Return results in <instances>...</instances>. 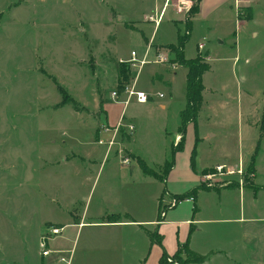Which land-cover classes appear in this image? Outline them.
Segmentation results:
<instances>
[{"label": "rangeland", "instance_id": "rangeland-1", "mask_svg": "<svg viewBox=\"0 0 264 264\" xmlns=\"http://www.w3.org/2000/svg\"><path fill=\"white\" fill-rule=\"evenodd\" d=\"M163 4L164 0H0V264H57L55 255L40 254L39 240L46 227L65 222L71 212L81 214L88 205L89 214L105 210L96 195L99 188L86 181L80 162L54 167L49 160L58 151L79 150L85 155L84 147L76 144L88 139L97 148L95 161L100 162L105 148L96 143L100 127L115 125L123 110H127V120V114L136 120L130 146L152 168L172 159V148L181 141L173 155L177 176L192 167L191 157L194 165L234 161L239 152L252 147L239 166L224 165L223 175L214 167L208 176L203 175L204 186L261 188L255 194L250 189L244 197L236 189L224 190V223H211L206 229L215 241H225L226 264H264V136L262 141L260 137L264 125V0L239 8L237 15L230 0L217 17L192 22L183 53L186 58L204 56L206 90L202 91L197 127L187 123L180 132L182 139L178 140L177 133L175 142L178 114L185 105L187 69L178 68L170 96L162 83H147L148 68L169 71L167 63H153L154 55L167 53L171 63L173 54L167 43L176 42L177 26L181 34L188 30L184 22L173 19L180 16L176 4L165 8L157 27L146 20L150 15L156 17ZM200 42L202 48H198ZM132 50L138 58L147 50V58L153 60L138 72L128 61ZM121 64L130 71L122 90L139 78L141 88L163 96L146 105L136 106L131 100L123 109L116 102L123 97L112 99L114 91H122L117 87ZM165 100L169 105L158 107L156 103ZM131 135L117 139L109 162L120 161L117 148H122L121 155L130 162L135 161L125 147ZM198 137L205 140L197 142ZM257 158L260 175L254 172ZM251 161L253 171L248 170ZM133 165L131 178L136 179L142 172L136 162ZM124 170L130 171L128 167ZM174 185L182 191L187 186ZM124 202L132 207L134 219L151 215L144 205L147 201L140 200L137 208L132 201ZM182 205L177 209H183ZM67 231L72 239L64 245L71 257L61 264H143L131 252L129 241L134 234L130 231L74 227ZM60 240L56 247L64 248ZM141 240H135L137 248ZM152 253L154 248L144 264L150 263ZM170 259L178 264L177 259Z\"/></svg>", "mask_w": 264, "mask_h": 264}, {"label": "crops", "instance_id": "crops-1", "mask_svg": "<svg viewBox=\"0 0 264 264\" xmlns=\"http://www.w3.org/2000/svg\"><path fill=\"white\" fill-rule=\"evenodd\" d=\"M229 1L230 0H199L198 11L195 14L188 15V17L184 19L183 13H178L180 16L174 17L173 19L174 21L177 20L178 22H184L186 29H188L185 30L184 34H189L187 21L188 23L190 22L191 27L194 20L208 21L207 19L213 15L217 17L220 14V9ZM254 1L256 0H233L236 15L239 8L250 6L252 5L250 2ZM193 2L194 0H189L187 5L189 4L190 7ZM177 30L180 32V27L177 26ZM150 39L151 37L149 38V41ZM175 43L176 42L167 44ZM156 44L162 45V43ZM201 44L203 45V43ZM236 57L234 58V62ZM207 59L209 58L207 57ZM167 66L169 67L168 72L158 71L157 69L154 71L153 69L148 68L147 83L148 85L154 84L153 81H158V84L162 83L167 89V94L170 96L172 94V82L177 76L178 68L182 66L178 64L174 68L170 67L168 64ZM186 72L187 70L184 75L185 82ZM139 82L140 80L138 78L136 81L137 88L139 90H143L147 94L148 99L145 103L133 102L134 105L137 106L138 104L146 105L148 103H154L153 100L156 96H163L162 93L157 91L153 92L147 88H144V90L139 86ZM205 90L206 89L204 88L203 92H205ZM156 104L158 107L164 109L169 105V101L165 100V102H158ZM126 111L127 110H125V114ZM127 117L132 123H135L136 120L134 119V115L127 114ZM176 125L177 131H175L173 142L177 141V133L179 137H177L178 140L182 139L180 134L181 129L179 114ZM194 127H197V121ZM260 134L262 141L264 136V125L263 127H260ZM131 138L132 135L128 138L125 147L130 151L131 157L135 159L133 162H136V164L141 168L142 173H137L135 175L137 177L136 179L131 178L132 172L136 169L133 162H130L129 165H123L120 161L109 162L107 158L111 152L107 154L105 148L101 153L102 160L100 162H96L95 153L97 148L93 145V142L88 141V139L87 141H84L83 144H76L77 147H84L83 151L85 155H82L79 150H70L68 154H61L58 151L57 155L54 156L53 159L49 160V163L54 165V167L69 166L75 164V162H80L82 165L79 166L86 173V181L91 182L92 188L94 186L95 188H99L96 195L99 196L102 203H105V210H102L99 214H89L90 207L88 205L84 207L81 214L71 212V216H69L65 222H54L53 225L65 227L62 237L60 238L64 241H62L63 245L66 243L65 241L69 242L72 239L70 233L67 231L68 228L71 227H74L77 230L87 228L92 231L93 229H98L107 231L108 233L113 230H126L134 234V236L132 235L133 240L129 241V244L132 246L130 247L132 251H130L136 257L138 262L140 261L143 264L147 259L151 248H154V253H152V260L147 264H161L159 259L163 253L168 255L170 258L177 251L178 246L183 243H187L188 248L192 252L204 257L203 262L189 264H210L211 262L215 263L217 261H219L220 264H226L225 241H215L209 230L206 229V227L211 223H224L223 205L221 203L222 192L227 189H236L239 196L244 197L246 196L247 191H251L250 189H252L255 194V192L261 188L257 185L243 187L237 184L224 187H221V184L217 186H204L202 184V177L204 174L207 175V173L212 171L216 166L225 165L227 167V165L232 163H237L236 166H239L240 162H243L242 156H244L245 153H248L252 147L248 148L245 152H239L237 159L234 161L217 160L210 163L196 162L197 164L194 165V160L191 157L192 167L188 169V172L184 171V173H181V176H177V174H173L177 170V165L172 163L168 171L163 169L165 163L169 161L170 158H167L163 161V163L158 164L156 166L157 169L152 168L153 165L142 159L140 155L134 151L132 146H130V144L132 145ZM204 140L205 139L203 137H198L197 142H203ZM180 142L181 141H177V144ZM76 145L74 146L76 147ZM77 157H82V159L77 161ZM124 167H128L130 171H125ZM260 167L261 161L257 158L254 170L255 174H262L260 173ZM144 168H146L147 171H145ZM178 182L187 184L183 191L180 190L178 186L174 185ZM181 197H192L193 200H184L181 203L185 204V206L182 205L183 209H177V207L181 206V204L172 208L169 207V202L172 198ZM140 200L147 201V204L144 205L145 208L148 207V213L151 214L149 218H132L130 215L131 212L133 213L132 207L124 202L132 201L134 202V207L137 208L140 206ZM241 210H243V207ZM146 226H150L151 228L145 229ZM141 235L142 238H140ZM137 239H142V242L140 241L141 244L139 245V248H137V244L135 242ZM72 241H74V239ZM63 247L69 249L68 245H64Z\"/></svg>", "mask_w": 264, "mask_h": 264}, {"label": "built area", "instance_id": "built-area-1", "mask_svg": "<svg viewBox=\"0 0 264 264\" xmlns=\"http://www.w3.org/2000/svg\"><path fill=\"white\" fill-rule=\"evenodd\" d=\"M189 0H165L162 9H160L159 14L156 17H153L150 15L149 17H146L147 21H151L154 23V26L157 27L159 22L162 19V16L165 12V8L172 4H176L177 7V12L178 13H183V17L187 18L189 10L191 6L189 7ZM193 4V3H192ZM203 45L200 43L198 44V48H202ZM148 51L146 50L145 53L143 54L142 58H138L137 52L132 50L130 52V60L129 62H132V66L138 68L142 67L145 64L151 63V61L147 58ZM155 59L153 60V63H167L170 67L174 68L177 66L176 63L174 62H169L170 59L167 56V53L164 52H158L154 55ZM123 61V60H120ZM138 76V74H137ZM136 81V79H135ZM119 97H123V99H119ZM112 99L116 100V102H119L124 105L123 109L127 107L129 102L131 100H134L137 103H145L148 99V96L145 92L137 90L136 89V82H133L130 86H126L124 90H122L120 93H117L114 91L112 93ZM134 124L127 120L125 117V110L122 111L119 119L116 121L115 125L112 127L109 126L108 124H103L100 127L99 130V136L96 140V143L98 145L105 146L107 153L111 151V149L119 143L117 139H121L122 137L131 135L134 131ZM119 145V144H118ZM118 154H119V160L123 165H129L130 160L127 157H124L121 155L122 153V148H117L116 149ZM215 170L218 174L223 175V166H216ZM240 171V170H239ZM238 171V172H239ZM210 175V174H209ZM208 176V175H207ZM211 176V175H210ZM184 200H190L192 201V197L188 198H172L169 202V207H175L179 204H181ZM64 226H57V225H48L46 227L47 231L40 237L39 240V247H40V254L41 257H50L52 255H55L57 264L61 263H67L70 261V254H69V249L67 248H61V247H56V240L60 239L62 237V234L64 232ZM69 254V255H68ZM171 259L168 258V261Z\"/></svg>", "mask_w": 264, "mask_h": 264}, {"label": "trees", "instance_id": "trees-1", "mask_svg": "<svg viewBox=\"0 0 264 264\" xmlns=\"http://www.w3.org/2000/svg\"><path fill=\"white\" fill-rule=\"evenodd\" d=\"M198 1L199 0H196L192 4L189 10V15H193L198 11ZM251 16H252V12H250L249 18H251ZM238 17L239 19H241L240 14L238 15ZM187 28H190V22L188 23V21H187ZM187 36L188 34H181L178 31L176 43L170 44L168 47L171 50V54H173V58L171 59V62H175L181 66H185L187 69L185 106L179 113L180 129L182 131L187 123L193 122L194 125L196 123L197 113L202 102V91L204 90L202 75L206 70H208V65L204 61V56H202L201 54H196L194 57L191 58H186L184 56L183 48H184V43L187 40ZM129 79H130V71L128 67H125V65L121 64L119 66L118 86H117L118 89L122 90L123 87L126 85V83L129 82ZM64 92L65 91L63 90V93ZM65 101L66 99H64L62 102ZM180 146H181V142L172 148L171 151L172 159H170L165 163V166L163 168L165 171H168L169 167L173 163L174 151L175 149L180 148ZM255 155L256 154H254V156ZM253 166H254V161H251L248 170L253 171ZM144 170L147 171L146 168H144ZM231 185H235V184H231ZM181 254H183L184 256L182 257ZM172 257L173 259L178 260V264L200 263L204 261V257L192 252L188 248L187 243L180 244L178 246L177 251L172 255ZM168 258L169 256L163 253L159 259V262L161 264H173V261H167Z\"/></svg>", "mask_w": 264, "mask_h": 264}]
</instances>
